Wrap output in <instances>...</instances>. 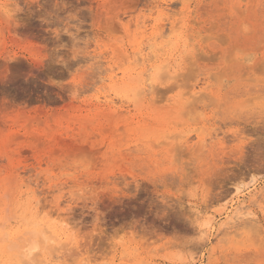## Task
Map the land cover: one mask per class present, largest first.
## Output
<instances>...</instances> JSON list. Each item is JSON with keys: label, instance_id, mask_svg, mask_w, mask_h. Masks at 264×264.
Wrapping results in <instances>:
<instances>
[{"label": "rangeland", "instance_id": "rangeland-1", "mask_svg": "<svg viewBox=\"0 0 264 264\" xmlns=\"http://www.w3.org/2000/svg\"><path fill=\"white\" fill-rule=\"evenodd\" d=\"M0 264H264V0H0Z\"/></svg>", "mask_w": 264, "mask_h": 264}, {"label": "bare ground", "instance_id": "bare-ground-1", "mask_svg": "<svg viewBox=\"0 0 264 264\" xmlns=\"http://www.w3.org/2000/svg\"><path fill=\"white\" fill-rule=\"evenodd\" d=\"M80 134H81V133H80ZM14 248H16V247H14ZM14 248H13V249H14ZM10 249H12V247H11ZM13 249H12V250H13Z\"/></svg>", "mask_w": 264, "mask_h": 264}]
</instances>
